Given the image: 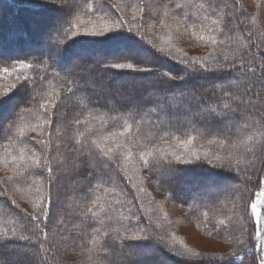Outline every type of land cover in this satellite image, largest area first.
Listing matches in <instances>:
<instances>
[{
    "label": "trees",
    "instance_id": "16d2710c",
    "mask_svg": "<svg viewBox=\"0 0 264 264\" xmlns=\"http://www.w3.org/2000/svg\"><path fill=\"white\" fill-rule=\"evenodd\" d=\"M209 2L215 7H208ZM117 3L120 6L119 12L116 10ZM154 3L167 4L169 12L175 14L178 20H183L187 15L189 19L186 23L190 28L194 27L198 34L214 35L217 40L216 54L228 56L229 61L233 58L238 61L241 56L248 53L249 48L264 55V44H261L264 41V11L260 7L264 4V0H71L72 14L66 17L63 27L54 34V39L60 46L69 45L60 63L50 60L43 53L48 48L49 34L56 29V22L67 15L66 11L52 5L51 0L49 3L45 0H0V52L7 57H20L33 65L31 69L24 70V75L29 77L27 82L30 87L34 85L37 101L30 107L22 109L21 114L16 118L15 127L10 133L0 137V159L9 153L11 156H17L21 148L24 149L26 160L30 161L33 152L37 156L40 155L37 151L40 146L33 147L34 138H39V132L34 129H37L38 125L43 126L45 118H50L52 121L50 127H43L44 138L50 139L52 145L51 153L46 155L52 157L92 160V157L86 154L91 140L118 130L125 122L133 125L134 132L139 128L141 136L138 138L157 136L158 148L171 151V147L166 142L160 141L158 137L161 134L170 136L176 132L196 135V149L201 151V154L208 151L223 156L229 151L219 143H208V139H215L218 133H213L209 137L207 132L200 128L194 119L198 115L196 107L193 104L189 110L187 97L191 92H202L213 82L220 86L221 80L226 83L227 76L235 74H226L223 78L197 77L188 82L174 81L172 84H165L155 74L119 69L106 70L102 65H98L94 69V74L100 85L95 90L89 89L87 92L83 90L85 87L83 83L78 80L73 81L67 75L71 59L80 57L75 51L100 58L107 49L112 51L118 49L113 47L114 41L124 42L125 49L133 45L143 52L151 48L148 41L151 40L159 46L163 40L171 38L174 49L179 50L178 54H186L190 58L209 56L213 46L203 40H196L188 32H184L182 36L178 35L171 16L166 18L160 15L159 23L157 18H150V5ZM176 3L187 6L176 9ZM200 3L205 4L207 11L198 9ZM233 4L237 7L233 8ZM203 15H207L208 20L202 23L197 17ZM49 17L51 20L46 23ZM100 17H103V21L109 25L115 24L118 19L130 22L128 26L139 32L137 39L140 42L135 40L132 34H124L110 37L107 41L78 40L72 43L73 38L69 29H72L77 18L83 21L80 24L82 31L84 28L93 27L94 24L99 25ZM216 19L221 22L219 25L212 24ZM165 24L170 25L171 28L165 27ZM213 28L217 30L213 32ZM257 44H261V47L257 48ZM260 55L256 57L257 65L260 62ZM107 56L109 55L100 59L105 60ZM15 64L16 60L12 59L9 63H0V67ZM164 67L165 69L171 67L175 71L180 66L172 63ZM18 74L13 73L8 76L0 73V93L7 91L9 85L16 83L15 76ZM240 75L243 76L240 89H237V85L233 83L231 86L234 91L242 90L243 85L248 84L254 85L257 89L260 87L259 73ZM137 77L142 79L137 80ZM69 88L72 89L71 92L67 91ZM125 98L128 100L131 98L132 103L125 102ZM49 99L54 100L56 108H49L48 112L44 113L39 105ZM6 107L9 108V105H3L2 109ZM57 110L62 114L61 116L56 115ZM77 119L87 120V124H77L75 123ZM239 126L243 128V120L239 121ZM214 127L222 128L223 125L217 124ZM20 128L24 129L22 138L24 142H21L17 135ZM48 133L51 135L49 136ZM145 142L150 143L147 140ZM132 147L133 159L131 161L121 159L122 165L127 163L128 175L136 173L138 168V156L135 146ZM252 147L259 152L258 146ZM91 150L96 152L94 146ZM245 151L241 145L239 175L211 177L212 180L216 179V187L211 195L204 193L205 182L210 179L208 173L189 177L180 184L184 186V190L177 186L171 193L168 183L159 173L145 177L143 185L136 180V186H133L125 178V173L114 165L110 167L111 161L107 160L104 161L106 176L100 180L92 178V168H83L73 179H68V173H56L53 197L59 217H51L55 222V235L50 232L49 240L54 243L51 251H46L48 247L46 241L41 250L42 254L52 257L48 260V264H88L89 251L85 245H90L91 238H96L95 251H98L102 242H108L105 232L109 233V239L118 238L114 229H120L119 235L122 236L125 234L124 225H127L128 234L147 227L150 236H163L167 242L166 244L156 243L153 240L145 242L138 250V264H194V262L220 264L212 260L200 261L199 258L219 257L234 251L245 256L244 264H252V257L263 255L264 251L257 252V246L261 241L253 238V219L250 209L245 211L244 208L253 194L258 191L255 188L257 180L253 177L252 180L245 181L244 172L247 171L251 175L259 170L261 165L256 163L255 169L251 167L252 154L248 152L245 158ZM25 166L22 164L21 170ZM53 168L55 172V165ZM33 172L39 173L41 170L33 166ZM14 174L12 169L0 164V181ZM86 175L88 180H85ZM67 179L77 185L75 191L68 190ZM89 180L92 181L90 189ZM48 183L45 175L34 174L29 177L28 184H0V189H4L9 194L7 198L0 195V231L15 228L18 236L28 235L29 233L25 231L24 213L33 211V203L47 192ZM141 186L145 189L144 192L138 191ZM186 188H190L191 192H185ZM93 200L98 201V207L93 205ZM60 202L65 212H60ZM85 205L96 212L95 217H92L91 213L87 214L88 224L94 225L93 227L81 225V218L85 215ZM43 227L44 225L41 224V228ZM185 228H192L197 233L199 237L197 242L199 239H204L225 247V251L211 252L199 247L198 244L195 245L196 238L191 237L194 240L192 242L190 236L186 232L183 233ZM37 236L43 239L42 234L37 232L33 240ZM262 239L264 240V237ZM152 247L156 248V252ZM260 247L264 248V244ZM248 249L252 250L251 255L248 254ZM175 253H184L187 261L180 259ZM142 255L147 257H141ZM222 264H233V261L225 260ZM236 264L240 262L237 261Z\"/></svg>",
    "mask_w": 264,
    "mask_h": 264
},
{
    "label": "snow or ice",
    "instance_id": "6c2138e0",
    "mask_svg": "<svg viewBox=\"0 0 264 264\" xmlns=\"http://www.w3.org/2000/svg\"><path fill=\"white\" fill-rule=\"evenodd\" d=\"M45 2L49 3V0H45ZM51 3L65 10L67 15L56 22L57 27L49 34L48 48L43 54L47 55L50 60L60 63L69 45L60 46L54 39V34L58 33L60 28L63 27L66 17L72 14L73 7L71 0H51ZM186 6L181 3L175 4L176 9H183ZM197 7L198 9L207 11L204 3H200ZM208 7L215 6L209 2ZM225 7H228V5H225ZM232 7L235 8L237 5L233 4ZM260 7L264 11V4H261ZM150 8V18H157V22L159 23L158 17L160 15L166 18L171 16L176 24L178 35L182 36L184 32H188L196 40H203L206 44L210 43L213 46V51L209 53L208 57L190 58L186 54H178L179 50L174 49L171 38L163 40L159 46L150 40L147 43L151 45V48L143 52L139 48L125 51L123 50L125 47L124 42L114 41L113 47L121 48V51L109 54L105 60H101L98 56L89 55L76 57L72 60L67 75L73 81L78 80L83 83L85 86L83 90L87 92L89 89L95 90L100 85L94 74V69L98 65H102L106 70L119 69L137 73L155 74L165 84H172L174 81L188 82L197 77L215 76L223 78L226 74H235L228 75L226 83L221 80L220 86H217V83L213 82L210 86L205 87L202 92L194 91L189 93L187 97L189 100V110H191L193 104L196 107L198 115L194 119H196L200 128L204 129L209 137L213 133H218L215 139H208V143H219L221 146L227 147L229 151L225 152L223 156L209 153L208 151H204L201 154V151L196 149V135H192L191 133L177 134L176 132H173L170 136L161 134L158 137L160 141L166 142L171 147V151L165 148H158L156 147L157 136L152 135L138 138L141 136L139 128L134 132L133 125L125 122L118 130L110 131L107 135H102L98 139L91 140L86 154L91 156L92 160L69 159L68 157L60 158L59 156L52 157L46 155V153H51L52 145L50 139L44 138L45 132L43 131V127H50L52 121L50 118H45L44 125H38L37 129H34L39 132V138H34L33 147L36 145L40 146L37 149L40 155L37 156L33 152L31 153L30 161L26 160L24 149L21 148L17 156H11L9 153L6 157L0 159V164H4L15 172L13 176L6 177L0 181V184H28L29 177L34 174L45 175V178L49 181L46 185L47 192L38 201L33 203V211L24 213L25 231L29 234L18 236L15 228L0 231V264H48V260L52 259V257L44 256L41 250L47 241L48 247L46 251H51L52 244L54 243V241L49 240V233L52 232L55 235V222L51 217H59L58 212L55 210L57 204L54 203L53 197L56 173L71 172L79 175L83 168H92V178L100 180L106 176L104 161L107 160L111 161L110 167L114 165L119 171L124 172L125 178L133 186H136V180H139V184L143 185L145 177H151L153 173H159L168 183L170 193L189 177L208 173L210 174V179L204 185V193L211 195L216 187L215 181L211 177L227 174L237 176L240 174L241 145L246 150L244 154L245 158H247L246 154L248 152L252 154L253 163L251 167L255 169L256 163L261 165L260 169L254 171L251 175L247 171L244 172L245 181H250L253 177L256 178L257 183L255 184V188L258 189L244 208L245 211L250 209L253 219V238L264 244V240H261V237H264V217L261 216L260 208L258 207L264 206V179H262L264 178V55L253 52L249 48L248 53L241 56L238 61L235 58L229 61L228 56L216 54L215 45L217 40L214 35L204 36L198 34L194 27H189L186 23L189 19L187 15L184 16L183 20H178L175 14L169 12L167 4L163 3L151 4ZM116 10L117 12L120 11L118 3L116 4ZM98 19L101 22L99 25L94 24L93 27L84 28L81 31L80 24L83 21L77 18V22L72 25L74 31L69 29L70 35L73 38L72 43L78 40L107 41L110 37H118L124 34H132L133 38L140 42L137 39L139 32L135 31L133 27L128 26L130 22L118 19L115 24L109 25L103 21V17ZM197 19L203 23L208 20V16H198ZM89 23H91V20ZM220 23L218 19L212 21L213 25H219ZM164 26L171 28L168 24ZM216 30V28L212 29L213 32ZM140 39L142 40L143 37ZM261 44H264V41ZM261 44H257L256 47L260 48ZM257 55H260L258 65L255 63ZM12 59L16 60L15 65L0 67V73L7 74L8 76H11L13 73H19L15 76L16 83L9 85L7 91L0 93V137H3L6 133H10L11 129L15 127L16 118L21 114L22 109L37 103L34 95V85L30 87L27 82L29 77L24 75V70L31 69L33 65L20 57H7L3 52H0V63H9ZM172 63L180 66L179 69L175 71L171 67L165 69L164 66L166 64ZM241 73H251L252 75L259 73L261 76L259 81L260 87L257 89L254 85L248 84L243 85L242 90L234 91L231 85L235 83L237 89H240V81L243 79V76L240 75ZM139 79L142 78L137 77V80ZM67 91L71 92L72 89L69 88ZM172 94L175 95V93ZM6 104L9 105V108L5 112L2 110V106ZM39 107L44 113H47L49 108L55 109L56 104L53 99H49L45 103L40 104ZM56 115L61 116L62 114L57 110ZM241 120L244 121L243 128L239 126V121ZM75 123L87 124V120L81 121L77 119ZM217 124L223 125V127H214ZM170 127L172 126L170 125ZM17 135L21 139V142H24L22 140L24 136L23 128L19 129ZM48 135L50 136L51 133H48ZM146 140L150 141V143H146ZM253 145L259 147V152L255 151L254 147H252ZM93 146L96 149L95 153L91 150ZM132 146H135L138 156V168L136 173L128 175L127 163L122 165L121 159L123 158L125 161L133 159ZM22 164L26 165L23 170H21ZM53 165H55V172ZM33 166L35 169H40L41 172L34 173ZM88 179L86 175L85 180ZM91 183L92 181L89 180V189L91 188ZM138 191L144 192L145 189L141 186L138 188ZM0 195L7 198L9 194L4 189H0ZM85 198L87 199L86 194ZM12 203L16 202L12 201ZM92 203L97 207L99 206L96 200H93ZM88 213H91L92 217L96 216V212L85 205V215L81 218V225L83 227L94 226L88 224ZM205 217H207V213H205ZM41 224L44 225L43 228H41ZM124 230L125 234L121 236L119 235L120 229H114L118 234V238L112 239H109V233L105 232V238L108 242H102L98 251H95L97 240L95 237H92L90 245H85L89 251L87 257L88 264H138V250L143 247L145 242L153 240L156 243H167L163 236H150L147 227L128 234V226L124 225ZM37 232L42 234L43 239L37 236L33 240V236ZM61 239L63 240L64 237ZM241 244H243V241H241ZM94 251L95 254H93ZM260 251H264V248L257 246V252ZM247 252L251 255L252 250L248 249ZM175 254L180 259L187 261L184 253ZM117 257L118 259H116ZM199 259L200 261H218L220 264L225 260H232L233 264H236L237 261L240 264H244L245 256L239 255L234 251L232 253H224L219 257L201 256ZM194 264H198V262H194ZM252 264H264V255L252 257Z\"/></svg>",
    "mask_w": 264,
    "mask_h": 264
},
{
    "label": "rangeland",
    "instance_id": "374dc122",
    "mask_svg": "<svg viewBox=\"0 0 264 264\" xmlns=\"http://www.w3.org/2000/svg\"><path fill=\"white\" fill-rule=\"evenodd\" d=\"M36 17V16H35ZM54 20H55V18H54ZM134 49H136V47H134L133 45L132 46H130V48L128 47V48H126L125 49V47H124V49L123 50H125V51H132V50H134ZM119 51H121V48H118L117 50H110V49H107L106 51H105V53L102 55V56H100V58L101 59H104L105 57L104 56H106V55H109V54H111V53H114V52H119ZM75 54H77V55H79V56H82V55H84V54H82L80 51H75ZM86 55H89V56H92L91 54H86ZM73 58H75V57H73ZM73 58L71 59V61L73 60ZM131 99V98H130ZM128 100V99H126L125 98V102H129L128 104H131L132 103V99L131 100ZM7 108L8 107H6V108H4V109H2L3 111L4 110H7ZM67 177H68V179H73L74 177H75V174L74 173H71V172H68V174H67ZM193 177V176H192ZM67 179V183H66V186H67V188H68V190L69 191H75L78 187H77V185L76 184H73V182H69V180ZM214 181L216 180L215 178L213 179ZM209 181H206L205 182V184H207ZM179 187L181 188V189H183V187L184 186H182V185H179ZM184 190V189H183ZM185 192H191V190H190V188L188 189V188H186L185 189ZM259 208H260V212H261V216L262 217H264V206H258ZM59 208H60V212L62 211H64L65 212V208L63 209V206H62V203L60 202V204H59ZM187 233V235L188 236H190V240L193 242L194 240H192V238L191 237H195L196 239H195V245L196 244H198V246L199 247H203V249L204 250H206V251H211V252H223V251H225V247H222V246H219V245H216V244H212V243H210V242H208V241H206V240H204V239H199V241L197 242V237H198V235H197V233H195V231L192 229V228H185V229H183V233ZM199 238V237H198ZM261 240H263L262 239V237H261ZM260 242V241H259ZM260 246H262V243L260 242V244H259V247ZM152 249L154 250V252H156V248L154 247H152ZM263 255H264V253H263ZM144 256H146V255H142L141 257H144ZM147 257V256H146ZM137 260H138V257H137Z\"/></svg>",
    "mask_w": 264,
    "mask_h": 264
},
{
    "label": "bare ground",
    "instance_id": "6f19581e",
    "mask_svg": "<svg viewBox=\"0 0 264 264\" xmlns=\"http://www.w3.org/2000/svg\"><path fill=\"white\" fill-rule=\"evenodd\" d=\"M49 20H51V17L47 18L45 22L47 23Z\"/></svg>",
    "mask_w": 264,
    "mask_h": 264
}]
</instances>
